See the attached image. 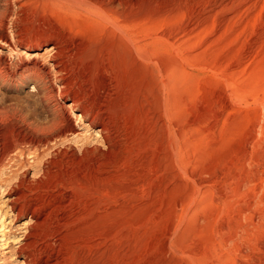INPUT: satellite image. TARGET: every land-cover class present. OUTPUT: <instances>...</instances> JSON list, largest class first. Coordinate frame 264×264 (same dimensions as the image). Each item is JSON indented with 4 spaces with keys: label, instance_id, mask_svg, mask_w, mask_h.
Listing matches in <instances>:
<instances>
[{
    "label": "rangeland",
    "instance_id": "obj_1",
    "mask_svg": "<svg viewBox=\"0 0 264 264\" xmlns=\"http://www.w3.org/2000/svg\"><path fill=\"white\" fill-rule=\"evenodd\" d=\"M0 19L66 51L48 105L32 80L0 82V101L78 126L42 193L52 264H264V0H0ZM8 199L0 240L26 221Z\"/></svg>",
    "mask_w": 264,
    "mask_h": 264
},
{
    "label": "bare ground",
    "instance_id": "obj_2",
    "mask_svg": "<svg viewBox=\"0 0 264 264\" xmlns=\"http://www.w3.org/2000/svg\"><path fill=\"white\" fill-rule=\"evenodd\" d=\"M59 1H71L72 3L81 4L83 0ZM88 9L92 8H86V10ZM55 41L46 45L44 52H41V44H38L36 48L30 45L22 47L21 42L14 39V37L1 34L0 82L12 86L13 82L16 81V76H19L24 82L32 80L43 91L42 101L46 104L53 93L50 90L53 87L49 88L46 85V80H52L54 75L55 81L59 84V87H57L59 90L57 91L60 95H64V80L66 78L62 75L65 70L62 56L66 57L64 55L66 51L63 45L57 40ZM15 58H19V62H13ZM9 100H11L9 97H4L0 101V195L4 194L9 197V209L13 212L12 220L18 222L25 219L26 221L18 225L22 227V234L11 240V237L2 232L0 241H3V249L8 248V253L11 254L10 257L12 256V259L16 261L11 264H52L51 255L46 254V250H43L42 247L48 250L50 245L56 244L60 232L58 230L48 232V229H46L55 207L53 203L44 201L42 193L48 188L46 182L48 180L51 182L52 178H56L57 173L54 172L55 170L53 171L52 167H56L58 164L59 167L62 163L63 160L58 159L57 156L64 148V144L67 145L66 141L73 137L75 141H72L73 143L78 144L80 142L79 133L77 132L78 126H76L77 123H71V121H74L73 116H71L73 115V109L71 108L69 110L67 107L56 106L53 113H51L52 117L42 120L41 114H26L23 107H16L17 105L14 106L12 103L7 104ZM75 103L73 101L71 105L74 106ZM67 147L70 148L71 146ZM64 149L62 151L66 152L67 149L66 151ZM76 151L71 154L74 153L75 156ZM31 171H33V174L29 176ZM62 184L64 183H60L58 186L61 187ZM56 185L54 187H57ZM53 190L56 191V189ZM0 215V229L3 231L2 228L5 226L3 219L6 212L0 210ZM51 237L55 239L52 242L50 241Z\"/></svg>",
    "mask_w": 264,
    "mask_h": 264
}]
</instances>
